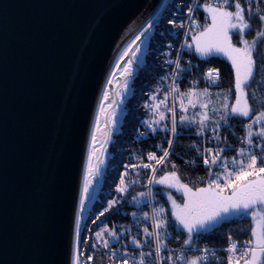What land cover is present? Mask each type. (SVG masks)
Here are the masks:
<instances>
[{"label": "snow or ice", "instance_id": "obj_1", "mask_svg": "<svg viewBox=\"0 0 264 264\" xmlns=\"http://www.w3.org/2000/svg\"><path fill=\"white\" fill-rule=\"evenodd\" d=\"M201 10L205 21L202 25L197 18ZM166 23L171 28L162 26L160 36L177 39L167 44V51L163 47L158 51L164 57L160 67H164L165 74H161V79L167 81L170 72L171 83L162 99L157 88L148 95V102L142 104L148 118H139L144 130L137 132L136 141L162 132L167 147L155 145L162 155L149 151L147 162L141 153H133L137 162L124 165L125 171L115 186L117 197L109 198L106 207L97 209L88 221H84L82 213L92 179L99 172V168L91 164L100 131L97 116L91 132L93 151L88 156L83 188L74 201L72 264H82L81 256L85 251L94 253L100 249L104 250L101 255H106L110 264H264V99L257 100L256 92H249L254 84L264 85V0H204L203 3L178 0L172 5V17ZM152 27L149 24L135 35L120 53L107 80V85L118 88L116 96L127 94L135 64L133 57L140 51L142 37ZM173 30H184V36L191 37L190 42L188 39L180 42L179 31ZM176 43L179 48H174ZM185 52H194L201 59L222 54L230 62L232 83L215 94V101L208 87L202 90L196 87L200 67L193 65L191 59L185 62ZM173 55L175 59L171 58ZM191 74L196 78L190 82V87L181 91L180 80ZM220 76L219 68H208L203 74L206 83L217 87ZM114 79H117L115 85ZM233 92L234 100H230ZM116 103L110 89L106 88L100 100V111L107 112ZM112 116L114 110L105 122L106 137L110 136L108 129L113 123ZM62 120L61 116L59 121L62 123ZM234 122L243 126V135L237 137L238 146L229 143L226 134L233 130ZM185 133L196 138L187 146L189 151H195L192 159L180 157L175 148L176 141ZM107 142L105 139L104 143ZM51 150L55 154L54 144ZM231 152L235 155L229 157ZM173 156L182 159L184 166L193 170L202 161L206 176L185 178ZM130 171H135L137 176L141 171L150 174H147L146 184L141 182L146 191H138L127 200L126 194L137 183L128 180ZM157 196L161 200L166 197L168 206L157 201ZM145 200L152 211L139 216L136 211L131 213L136 218L138 230L135 233L131 227L121 226L122 230H118L106 223L107 215L119 214L126 205L139 206ZM51 210L54 215V195ZM102 217L105 221H101ZM249 217V228L229 229L227 247L217 249L211 246V241L203 246L198 244L205 239V233L215 234L223 222L245 221ZM141 222L145 226L140 227ZM240 235L247 238L241 240ZM93 236L95 242H92ZM173 241L179 246L172 247ZM117 243H121L119 251L114 247ZM225 253L226 259L222 255ZM36 254L39 259L20 261L12 258L6 234L0 236V264H56L53 253L37 250ZM87 260L93 261L94 255L89 254Z\"/></svg>", "mask_w": 264, "mask_h": 264}, {"label": "water", "instance_id": "obj_2", "mask_svg": "<svg viewBox=\"0 0 264 264\" xmlns=\"http://www.w3.org/2000/svg\"><path fill=\"white\" fill-rule=\"evenodd\" d=\"M170 2L0 0V236L12 258L44 250L72 264L74 201L107 80Z\"/></svg>", "mask_w": 264, "mask_h": 264}, {"label": "trees", "instance_id": "obj_3", "mask_svg": "<svg viewBox=\"0 0 264 264\" xmlns=\"http://www.w3.org/2000/svg\"><path fill=\"white\" fill-rule=\"evenodd\" d=\"M202 1L204 2V0ZM176 2H178V0H171L170 4L165 9L160 19L154 24V29L156 27V31H154L153 36L151 37L152 40L150 41L147 54L143 58V64L131 85L132 92L131 96L128 98L125 104L126 112L123 115L120 131L117 135H115L114 140L111 142L109 147L108 152L111 157L108 162L109 165L107 164L104 176L102 178V192L98 195V199L93 203L91 210L87 214L86 221H88L89 216L97 209L102 210L103 207H106L107 200L109 198L117 197L118 194L116 195L114 189L115 186L119 184L120 174L125 171L124 165L137 162L132 155L133 153H141L144 157L145 162H147L146 157L149 151L157 152V154L160 155V152H158V150L155 148V145H157L158 142H161V138L158 134H156L155 136H146L139 142L136 141V134L138 131L144 130L139 122V118H148L144 108L142 107V104L145 103L150 86L155 82L162 71V67H160V65L162 64L161 55L158 49L160 47H163L167 38L160 36L159 33L162 30V26L170 29V26L167 25L166 21L172 13V5ZM184 2L191 3V0H184ZM161 22H163V25ZM189 58L191 59L193 65L199 64L200 67V71L198 74L199 80L196 84V87L198 89L208 87L210 91L217 93L230 87L232 83V69L231 65L225 59L220 57L199 59L195 57L193 53L189 54ZM154 65L156 66L155 71H153ZM208 68H219L221 70L219 87H217L216 85L208 84L204 80L203 74ZM195 78V74L184 76L179 83L181 91H184L188 87H190V82ZM233 132L235 133V135H233ZM226 134L229 137V143L234 146H238L237 137L243 135V126L241 124H238L237 122H234L233 130L227 132ZM195 139L196 138L194 135L190 136L185 133L176 141L175 148L178 150L180 157H183L184 159H192L195 156V151H189L187 148V146L190 145ZM163 147H166V144L163 143ZM228 155L229 157H231L235 155V153L231 152ZM173 160L177 163L180 168L181 175L185 178L191 176L193 179H195L197 177L206 176L202 161L199 162V167L193 170L190 167L186 168L183 164V160L179 159L177 156H173ZM130 173L136 174L135 171H130ZM147 174L150 173L141 171L140 176L136 177L137 184L139 183V185H141V182L146 184ZM131 189L133 191H130L127 194V197L129 198H132L135 192H138L136 190L141 191L143 189L144 191H146V189L143 187H139V189ZM159 199L162 203L165 202L166 204L165 198L161 200V198L157 196L156 200ZM165 204L163 205L167 207ZM133 211H136L138 214H142L143 212L151 213L152 207L149 206V203L144 204L141 208H136L133 205H126L125 207L121 208L119 214L113 213L107 215L106 223L110 228L115 226L118 230H122L121 226L131 227L133 233H135L138 229L136 227L135 220L131 215ZM101 221H105V218L102 217ZM100 223L101 222H98V224ZM250 225V217L245 221H232L231 223L223 222L222 226L218 228L215 234L211 232L205 233L204 241H211V246H214L217 249L225 248L227 245V234L229 232V229L238 231L240 228H249ZM89 226L97 228V226L95 225ZM143 226H145V224L144 222H141L140 227ZM148 226L150 227V223L148 224ZM85 235L88 234L85 233ZM239 238L243 240L246 239L247 236L240 235ZM92 242H95L94 236ZM171 246L178 247L179 245L175 241H173ZM114 247L119 251L121 248V243L115 244ZM103 251V249H100L99 251H96L94 253L85 251L84 255L81 256L82 264H110L108 257L106 255H101ZM89 254L94 255V260L91 262L87 260V256ZM222 255L226 259V253Z\"/></svg>", "mask_w": 264, "mask_h": 264}, {"label": "rangeland", "instance_id": "obj_4", "mask_svg": "<svg viewBox=\"0 0 264 264\" xmlns=\"http://www.w3.org/2000/svg\"><path fill=\"white\" fill-rule=\"evenodd\" d=\"M198 2L203 3L202 0H199ZM185 11H186V9H185ZM169 18H171V17L169 16L168 19ZM197 18L201 22V25L205 22L204 21V13L202 10L198 13ZM168 26H170V28H171V25H168ZM154 31H156V27L154 29V25H153L152 29L149 30V32L139 42L140 51L137 53L136 57H133V59L135 60V64L133 66V76L130 78L129 87L126 90L127 94L122 96V97L116 96L117 103L115 105H113V109H109L107 112H101L100 108H99L98 116H99L100 131L97 132L98 141L96 143V151H95V154L93 155V158L91 160V164L93 165V167H98L99 172L94 177V179H92V186L89 190V193H88V196L86 199V203H85V208H84V211L82 213L84 221H86L87 214L91 210L93 203L98 199V195L102 192V188H101L102 187V178L104 176L107 164L109 165L108 162H109V159L111 157V155L108 152L109 147H110L111 142L114 140L115 135H117L120 131V126L122 124L123 115L126 112L125 104H126V101L128 100V98L131 96V92H132L131 85H132L133 80L137 76V74H138V72H139V70L143 64V58L147 54V50H148L150 41L152 40L151 37L153 36ZM173 31L175 32V31H179V30H173ZM190 40H191V37L189 38V42H190ZM169 42H170V40L166 39V41L163 45V48ZM235 42H236V39H234V43ZM262 51H264V49H262ZM193 54L195 55L194 52H193ZM195 57H197V56L195 55ZM211 57L223 58L230 64V62L222 54H215ZM197 58H199V57H197ZM208 58H210V57H208ZM199 59H201V58H199ZM113 71H114V69H113ZM117 78L119 80L122 79L119 77V72H117ZM257 79L259 80L260 78L258 77ZM116 83H117V79H114V85ZM106 88L110 89V95L113 97V92L117 87H112V86L107 85ZM200 90H202V89H200ZM252 91L256 92V99L257 100L264 99V85L257 86L254 84L253 88L250 89L249 92L251 93ZM209 92L212 93V99L215 101L216 100V95H215L216 93L212 92L210 90H209ZM230 100H234V92H233V95L230 96ZM145 102H146V100H145ZM169 103H171V101H169ZM105 107H106V105H105ZM113 110H114V116H112L113 123L111 124L110 128L108 129V131H110V136L106 137V135H105V122H106V119L108 118L109 114H111L113 112ZM103 118H104V120H103ZM105 139L108 140V142L106 144L104 143ZM92 151H93V148H92V144H91V140H90L89 151H88L86 166H85V172H86V169H87V166L89 163L88 156H89V153ZM85 172H84V174H85ZM136 177H137L136 174L129 172V176H128L129 181L136 180ZM83 183H84V178H83ZM139 187H141V185H139V183L138 184L136 183L135 185L131 186V188H136V189H139ZM82 188H83V185H82ZM131 188H130V191H133ZM136 191H139V190H136ZM141 191H144V190L142 189ZM114 192H115V189H114ZM127 194H126L125 198L127 200H131V197L130 198L127 197ZM135 194H136V192H135ZM116 195H117V193H116ZM165 200H166V197H165ZM157 201L162 203L160 201V199ZM146 203H148L147 200L142 202L139 206H135V205H133V206L136 208H141ZM162 204H165V202ZM165 205L168 206L167 200H166ZM139 215H142V214H138V216ZM133 219L136 220V218H134V217H133Z\"/></svg>", "mask_w": 264, "mask_h": 264}, {"label": "built area", "instance_id": "obj_5", "mask_svg": "<svg viewBox=\"0 0 264 264\" xmlns=\"http://www.w3.org/2000/svg\"><path fill=\"white\" fill-rule=\"evenodd\" d=\"M200 24H201V22H200ZM185 25H186V28H187V21H185ZM189 38H190V36H188L187 38L184 36V30H179V37H178V39H179L180 42H183L185 39H188L189 40ZM169 43H172V42H169ZM174 48H179V43L174 44ZM167 50L168 49H167V46H166V50L165 51H167ZM188 55H189V53L185 52V55L183 57V59H184L185 62L190 59ZM171 58L172 59H175V56L173 55ZM163 60H164V58H163ZM162 63H163V61H162ZM161 74H165L164 67H162ZM161 74L157 77V79L155 80V82L152 84V93L154 92L155 89L159 88L160 89L159 96L162 99L163 94H164V91L168 88V85L171 83V76H170V72L167 73V75L169 76V79L167 81H163L161 79ZM147 102H148V99H147ZM157 134L161 138V142H158V144H162L163 145V143H164V144H166V147H167V142H166L165 134L162 133V132H158ZM161 154H162V152H160V155ZM204 243H206L204 240L198 241V244L200 246H203ZM226 247H227V245H226Z\"/></svg>", "mask_w": 264, "mask_h": 264}, {"label": "bare ground", "instance_id": "obj_6", "mask_svg": "<svg viewBox=\"0 0 264 264\" xmlns=\"http://www.w3.org/2000/svg\"><path fill=\"white\" fill-rule=\"evenodd\" d=\"M170 17H172V13H171ZM174 40H176V37H175V36L172 37V40H170V42H173ZM167 44H168V43H167ZM167 44H166L165 47L163 48L164 51L166 50V46H167ZM163 58H164V57L161 55V61H163ZM179 86H180V85H179ZM150 93H152V85L150 86V88H149V90H148V95H149ZM148 95H147V99H148ZM147 99H146V102H147ZM146 102H145V103H146Z\"/></svg>", "mask_w": 264, "mask_h": 264}, {"label": "flooded vegetation", "instance_id": "obj_7", "mask_svg": "<svg viewBox=\"0 0 264 264\" xmlns=\"http://www.w3.org/2000/svg\"><path fill=\"white\" fill-rule=\"evenodd\" d=\"M120 82L122 83V79L120 80ZM117 90H118V88H116V89L114 90V92H113V98H114V99H116V95H115V93L117 92ZM103 120H104V118H103Z\"/></svg>", "mask_w": 264, "mask_h": 264}]
</instances>
